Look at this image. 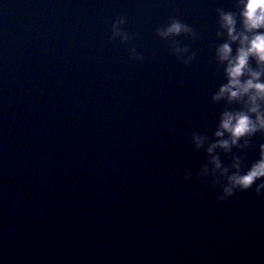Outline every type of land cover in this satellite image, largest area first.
<instances>
[{
  "label": "water",
  "instance_id": "1",
  "mask_svg": "<svg viewBox=\"0 0 264 264\" xmlns=\"http://www.w3.org/2000/svg\"><path fill=\"white\" fill-rule=\"evenodd\" d=\"M232 3L0 0L2 264H264V196L218 202L191 142L215 141L216 9ZM172 19L191 33L162 39Z\"/></svg>",
  "mask_w": 264,
  "mask_h": 264
},
{
  "label": "clouds",
  "instance_id": "2",
  "mask_svg": "<svg viewBox=\"0 0 264 264\" xmlns=\"http://www.w3.org/2000/svg\"><path fill=\"white\" fill-rule=\"evenodd\" d=\"M216 38L214 59L222 70L224 82L212 96L213 103L223 102L214 132L215 141L209 142L205 135L192 133L191 142L197 150L205 145L210 158L200 176H211L213 187L219 185L218 202H223L237 192L254 191L264 196V142L258 145V156L248 162L244 155L232 154L231 163L225 166L219 152L232 153L233 149L244 153L255 147L254 139L264 140V0H233L232 10L216 9ZM125 19L117 18L111 25L110 39L127 40L122 31ZM188 25L172 19L166 27L157 30L162 38L191 33ZM188 49L175 48L178 58ZM132 57L142 61L133 49ZM193 57L189 56L187 64ZM219 150V152H218ZM210 166V167H209ZM186 181L191 174H185ZM2 264V261H0Z\"/></svg>",
  "mask_w": 264,
  "mask_h": 264
}]
</instances>
